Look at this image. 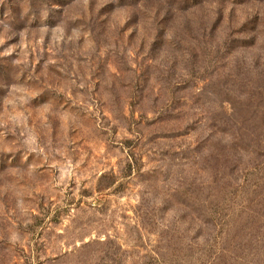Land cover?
<instances>
[{"label": "rangeland", "instance_id": "1", "mask_svg": "<svg viewBox=\"0 0 264 264\" xmlns=\"http://www.w3.org/2000/svg\"><path fill=\"white\" fill-rule=\"evenodd\" d=\"M0 264H264V0H0Z\"/></svg>", "mask_w": 264, "mask_h": 264}]
</instances>
